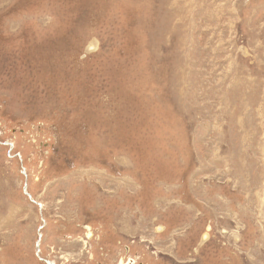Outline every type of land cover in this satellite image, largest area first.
Here are the masks:
<instances>
[{
    "label": "rangeland",
    "instance_id": "obj_1",
    "mask_svg": "<svg viewBox=\"0 0 264 264\" xmlns=\"http://www.w3.org/2000/svg\"><path fill=\"white\" fill-rule=\"evenodd\" d=\"M0 264H264V0H0Z\"/></svg>",
    "mask_w": 264,
    "mask_h": 264
},
{
    "label": "bare ground",
    "instance_id": "obj_2",
    "mask_svg": "<svg viewBox=\"0 0 264 264\" xmlns=\"http://www.w3.org/2000/svg\"><path fill=\"white\" fill-rule=\"evenodd\" d=\"M38 206H40V205H38ZM44 226H45V225H44ZM43 228H44V227L40 228V229H39V232H41V230H42ZM38 236H40V239H41L42 236H41L40 234H38ZM39 241H40V240H38V245H39ZM39 246H40V245H39Z\"/></svg>",
    "mask_w": 264,
    "mask_h": 264
}]
</instances>
